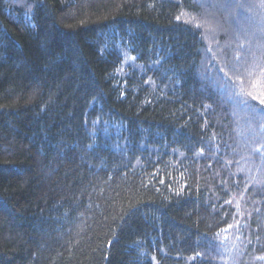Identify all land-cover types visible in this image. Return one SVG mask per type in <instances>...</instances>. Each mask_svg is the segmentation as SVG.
Returning <instances> with one entry per match:
<instances>
[{"label": "trees", "instance_id": "16d2710c", "mask_svg": "<svg viewBox=\"0 0 264 264\" xmlns=\"http://www.w3.org/2000/svg\"><path fill=\"white\" fill-rule=\"evenodd\" d=\"M262 66L261 0H0V264H264Z\"/></svg>", "mask_w": 264, "mask_h": 264}, {"label": "snow or ice", "instance_id": "6c2138e0", "mask_svg": "<svg viewBox=\"0 0 264 264\" xmlns=\"http://www.w3.org/2000/svg\"><path fill=\"white\" fill-rule=\"evenodd\" d=\"M261 2H262V4H264V0H261ZM242 6L243 5H241V7ZM237 58H239V57H237ZM254 71H255V68L250 69L248 71V75H250V76L253 75ZM259 74H260V76L264 77V66L259 67ZM223 79H224V83L221 85H218V88L221 91V93H225V92L229 93V97H228L229 100H231L233 103H236L239 106L246 107L248 104L247 97L252 95L251 92H245V90L243 88H241L240 91H238V92L233 91L235 86L231 81H229L227 79V73H225V77ZM253 98H255V97H253ZM260 103L264 104V99H261ZM260 111L264 112V109H260ZM254 152L261 154L262 163H261V165L257 166L258 172L264 171V146L258 145L254 149ZM240 171H243V169H240ZM221 183L226 184V181H222ZM249 184H251V185H264V178L253 175V177L247 181V184H245L246 189H247ZM225 203L226 204H232L233 201H232V199H229V200L225 201ZM236 207L239 210V207H240L239 201H237ZM255 211L258 213L260 211V209L256 208ZM232 227H233V225H228V228H232ZM221 231L226 232L227 229H222ZM219 235H220V233H217V236H219ZM224 239H227V237L225 236ZM153 259H155V258H153ZM256 259L264 260V256L256 257Z\"/></svg>", "mask_w": 264, "mask_h": 264}]
</instances>
